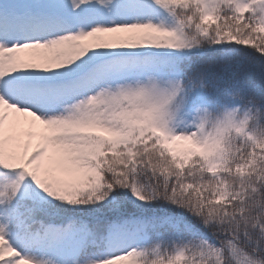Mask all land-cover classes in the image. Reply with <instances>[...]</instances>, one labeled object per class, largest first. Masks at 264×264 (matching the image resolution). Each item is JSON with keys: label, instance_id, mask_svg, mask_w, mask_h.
<instances>
[{"label": "snow or ice", "instance_id": "1", "mask_svg": "<svg viewBox=\"0 0 264 264\" xmlns=\"http://www.w3.org/2000/svg\"><path fill=\"white\" fill-rule=\"evenodd\" d=\"M0 264H264V0H0Z\"/></svg>", "mask_w": 264, "mask_h": 264}, {"label": "trees", "instance_id": "2", "mask_svg": "<svg viewBox=\"0 0 264 264\" xmlns=\"http://www.w3.org/2000/svg\"><path fill=\"white\" fill-rule=\"evenodd\" d=\"M247 75L250 76V77H254L255 74L250 72Z\"/></svg>", "mask_w": 264, "mask_h": 264}]
</instances>
